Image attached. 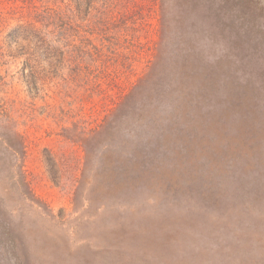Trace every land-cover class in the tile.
<instances>
[{
    "label": "rangeland",
    "instance_id": "rangeland-1",
    "mask_svg": "<svg viewBox=\"0 0 264 264\" xmlns=\"http://www.w3.org/2000/svg\"><path fill=\"white\" fill-rule=\"evenodd\" d=\"M69 2L0 0V264H264V0Z\"/></svg>",
    "mask_w": 264,
    "mask_h": 264
},
{
    "label": "trees",
    "instance_id": "trees-1",
    "mask_svg": "<svg viewBox=\"0 0 264 264\" xmlns=\"http://www.w3.org/2000/svg\"><path fill=\"white\" fill-rule=\"evenodd\" d=\"M93 1L94 0H70L69 6L73 7V5H74L76 10L81 11L82 9L86 8L87 6H90ZM41 40L43 42L46 41V38L44 37V35L41 37Z\"/></svg>",
    "mask_w": 264,
    "mask_h": 264
}]
</instances>
